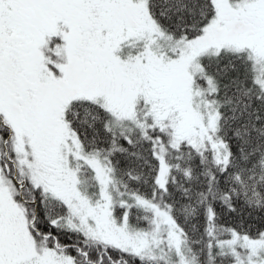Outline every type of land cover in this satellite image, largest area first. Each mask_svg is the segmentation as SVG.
I'll list each match as a JSON object with an SVG mask.
<instances>
[{"label": "snow or ice", "instance_id": "snow-or-ice-1", "mask_svg": "<svg viewBox=\"0 0 264 264\" xmlns=\"http://www.w3.org/2000/svg\"><path fill=\"white\" fill-rule=\"evenodd\" d=\"M0 264H264V0H0Z\"/></svg>", "mask_w": 264, "mask_h": 264}]
</instances>
